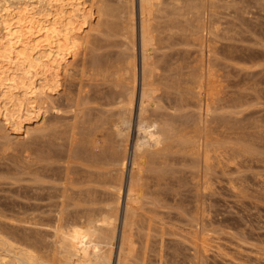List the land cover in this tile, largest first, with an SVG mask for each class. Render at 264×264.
Returning <instances> with one entry per match:
<instances>
[{
  "label": "bare ground",
  "instance_id": "1",
  "mask_svg": "<svg viewBox=\"0 0 264 264\" xmlns=\"http://www.w3.org/2000/svg\"><path fill=\"white\" fill-rule=\"evenodd\" d=\"M220 5L0 0V264H112L116 248V264H207L208 196L222 176L246 194L243 168L264 165V122L242 117L263 86L229 89ZM167 234L187 261L168 259Z\"/></svg>",
  "mask_w": 264,
  "mask_h": 264
},
{
  "label": "rangeland",
  "instance_id": "2",
  "mask_svg": "<svg viewBox=\"0 0 264 264\" xmlns=\"http://www.w3.org/2000/svg\"><path fill=\"white\" fill-rule=\"evenodd\" d=\"M112 1L116 2V0ZM226 1L228 6H226ZM217 11L215 19L218 22L219 29L211 33L210 37L218 53L217 55L220 57L219 62L221 61L226 65L225 74L227 75L226 81L229 84V89L246 87L245 89L243 88L246 91L247 83H249L248 92L251 95L250 93L252 92L250 91L253 90L251 88H255L256 85L258 86H256L257 88L263 86L258 89L260 91L258 92L259 96L257 95L256 97V95L252 94L255 97L251 96V101L248 99L244 103L246 106L243 105L242 109L244 108L243 111L248 116L246 117L247 119H245V114L242 117L246 120L244 122L249 123L250 118L248 117L251 113L253 121L262 119L264 122V0H221V5L217 8ZM95 23L97 24V20H95ZM96 27L97 25L94 24L87 31L88 39L94 40L98 37V39L103 37L98 34ZM98 27H101V25L99 24ZM138 41L139 38L137 39V47L139 48ZM183 46V44L177 45L180 48H183ZM197 48L194 45V51ZM137 50L139 51V49ZM238 82H241L240 86L243 83V86H236ZM251 84L256 85L252 86ZM245 91L244 93H248ZM255 94L257 93L255 92ZM255 115L256 117L254 118L253 116ZM257 115L262 117L258 118ZM54 117L56 115L53 112L46 113V119H53ZM57 117L61 122L67 121L71 117L69 108L63 107L57 113ZM25 123L35 126L38 121L33 118ZM32 134V132L26 134L23 128L15 130L12 136L17 140H22ZM255 164H259L262 167H256L257 165ZM262 164L261 162L253 161L252 168L250 166H245L246 169L243 168L242 173L250 181L248 182L250 187L247 186L246 194H236L227 186L226 177L222 176L223 180L220 183L217 182L215 192L208 196L210 220L207 222L203 233V239L206 244L205 255L207 256V264H264V183L260 181L262 180L259 178L260 174L257 175L260 172L264 173V165ZM252 171H256V173ZM230 174L236 175L237 173L230 171ZM262 183L263 185H261ZM186 186L185 190H188V192H185V194H189L191 187L189 185ZM6 189H8V185L2 182L0 184V196H2V199L8 195ZM34 201L32 200V202ZM46 201V199L43 201L36 200V202L42 203ZM164 216L169 221L183 224V222L179 221L183 217L178 214L176 209H171L170 214L166 213ZM166 239L165 250L168 259L171 260L173 258L175 249H177L179 252L177 257L180 260L187 261V254L191 253L189 245L178 240L175 234H167ZM118 244L119 242L116 243V246ZM117 251L118 248H116L114 253L115 257L112 264H116Z\"/></svg>",
  "mask_w": 264,
  "mask_h": 264
}]
</instances>
